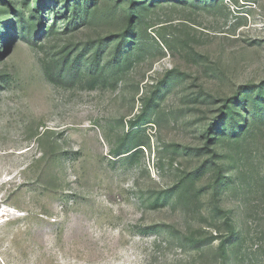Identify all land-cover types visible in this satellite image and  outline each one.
Here are the masks:
<instances>
[{
  "label": "rangeland",
  "instance_id": "1",
  "mask_svg": "<svg viewBox=\"0 0 264 264\" xmlns=\"http://www.w3.org/2000/svg\"><path fill=\"white\" fill-rule=\"evenodd\" d=\"M261 102L264 0H0V264H264Z\"/></svg>",
  "mask_w": 264,
  "mask_h": 264
},
{
  "label": "trees",
  "instance_id": "2",
  "mask_svg": "<svg viewBox=\"0 0 264 264\" xmlns=\"http://www.w3.org/2000/svg\"><path fill=\"white\" fill-rule=\"evenodd\" d=\"M85 15V14H84ZM84 15H79L78 17L75 18L74 21L76 20H80V19H83L85 16ZM97 67L96 63L93 64L91 66V70H95V68ZM46 73H47V76L49 77V79L52 81V82H55L57 84H68L67 82H72V80L74 79V74H75V71L74 69H61L59 72H54L52 71L51 69L49 68H46ZM70 80V81H69ZM262 105H264V102H261L258 106V111H257V116H261V107ZM241 129V128H240ZM237 131H239V128H235L233 130L232 133H236Z\"/></svg>",
  "mask_w": 264,
  "mask_h": 264
}]
</instances>
